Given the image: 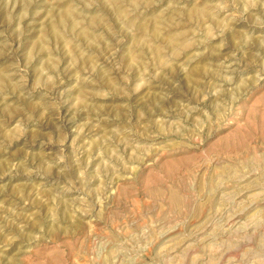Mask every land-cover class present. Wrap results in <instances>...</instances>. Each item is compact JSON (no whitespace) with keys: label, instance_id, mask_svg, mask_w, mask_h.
I'll return each instance as SVG.
<instances>
[{"label":"rangeland","instance_id":"1","mask_svg":"<svg viewBox=\"0 0 264 264\" xmlns=\"http://www.w3.org/2000/svg\"><path fill=\"white\" fill-rule=\"evenodd\" d=\"M0 264H264V0H0Z\"/></svg>","mask_w":264,"mask_h":264},{"label":"bare ground","instance_id":"2","mask_svg":"<svg viewBox=\"0 0 264 264\" xmlns=\"http://www.w3.org/2000/svg\"><path fill=\"white\" fill-rule=\"evenodd\" d=\"M203 9V8H202ZM202 9H201V11H202ZM67 12V11H66ZM152 28V27H151ZM158 52V51H157Z\"/></svg>","mask_w":264,"mask_h":264}]
</instances>
